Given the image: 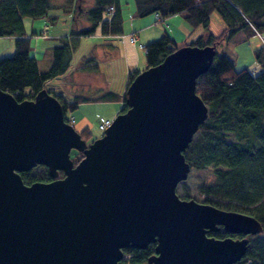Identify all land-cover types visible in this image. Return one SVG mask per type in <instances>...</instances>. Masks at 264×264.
<instances>
[{
    "label": "water",
    "instance_id": "water-1",
    "mask_svg": "<svg viewBox=\"0 0 264 264\" xmlns=\"http://www.w3.org/2000/svg\"><path fill=\"white\" fill-rule=\"evenodd\" d=\"M216 53L186 45L140 71L126 111L92 142L46 89L18 101L0 88V264H121L125 250L151 244L148 264L240 262L262 224L176 193L191 172L184 152L208 118L197 82ZM37 166L51 181L25 184L21 173ZM221 229L241 237L209 236Z\"/></svg>",
    "mask_w": 264,
    "mask_h": 264
},
{
    "label": "trees",
    "instance_id": "trees-1",
    "mask_svg": "<svg viewBox=\"0 0 264 264\" xmlns=\"http://www.w3.org/2000/svg\"><path fill=\"white\" fill-rule=\"evenodd\" d=\"M133 1L134 18L155 15V22H160L180 15L191 28L202 26L207 30L211 14L218 11L225 24L223 33L215 36L207 31L204 38L188 44L192 46L215 45L217 49L218 45L230 41L241 31L260 37L264 31V0ZM82 4H85V0H0V39L10 37L15 40L14 54L0 58V88L13 94L18 101L32 100L39 91L46 89L63 104L65 121L70 124L72 122L68 112L75 111L79 105L92 99L59 91L57 87L51 90L47 86L63 80L70 72L73 59L71 42L78 40L80 43L79 38L92 37L98 29L100 35L108 37H121L125 32L120 0H93V4L85 10ZM111 7L114 12L108 17ZM54 9L70 15L76 13V21H83L84 29L77 30L78 26L72 28L68 36L60 38L58 46L48 50L49 54L52 51V65L43 72L34 57L32 44V36H39V33H35V27L31 26V35L25 20L47 17ZM40 36L47 39V32ZM132 38L136 41L132 42ZM129 39L132 46L144 51L147 65L142 70L158 65L168 54L182 47L168 34L146 45L139 44L135 35ZM263 41L262 38V46L256 51L261 66L259 73L253 74L244 69L237 71L227 55L217 52L208 72L200 76L196 92L208 107V118L200 126L184 156L191 170H211V182L200 185V197L195 200L223 210L251 215L264 228ZM87 68L90 67H84L83 70ZM140 71L136 69L128 74L127 88ZM124 99L125 96L113 92H101L97 101L118 102ZM126 109L127 106L122 111ZM80 134L85 140L91 138L88 129ZM79 156L77 163L81 160ZM21 176L28 185L51 181L45 166H37L29 172L21 173ZM209 236L219 239L241 237L228 234L222 229L209 233ZM154 247L151 244L142 251L125 250V254H133L128 263L147 262L154 254ZM237 264H264V232L250 236L247 254Z\"/></svg>",
    "mask_w": 264,
    "mask_h": 264
},
{
    "label": "rangeland",
    "instance_id": "rangeland-1",
    "mask_svg": "<svg viewBox=\"0 0 264 264\" xmlns=\"http://www.w3.org/2000/svg\"><path fill=\"white\" fill-rule=\"evenodd\" d=\"M121 3V9H122V16L127 21V24L131 25L132 19H142L149 21V27H152L150 30H144L142 29L137 32L138 36H140V42L139 44L146 45L156 39H159L162 35L168 34L169 36H174L178 38L177 44L180 46H185L188 44L193 43L194 41H197L199 38L206 35L207 31L212 33L215 36H219L223 33L225 29V24L223 22L222 17L220 16L218 11H214L210 16V25L209 30L201 27L197 28H191L189 25L188 30L189 34H187L182 28L180 27V22L183 21L182 17H172L171 21H168L167 19L162 20L160 22H155V15H149L143 18H133L134 12H135V3L133 0H120ZM93 4V0H85V4H82L83 9L89 8L90 5ZM85 10V9H84ZM82 11V9L80 10ZM74 16V22L72 23V16L70 14H66L61 10H51L47 17L38 18L35 20L32 19H26L25 25L27 28V31L32 35L31 26L35 27L33 30L35 33H39V36H32V44L33 47H35V42L37 41L36 38H41L40 34H45L47 32V39L40 40V43L38 44L37 48L35 49V53H38L37 60L39 61V68L41 71L45 72L47 71L51 65H52V51L50 50V54L47 53L49 49L56 47L60 44L61 40L60 38L62 36H68L72 30V28H76L77 30L84 29V25L82 24L83 21L79 22L76 21L77 15L76 13L73 14ZM179 16V15H177ZM152 19V21H151ZM168 22V23H167ZM168 24V27H167ZM44 32V33H43ZM100 32V30H97V33ZM130 35V34H126ZM189 35V36H188ZM262 38L264 39V31H262V37L250 35L248 32L241 31L237 33L230 41L224 42L217 46L216 51L218 53H224L227 55L231 61L234 63L235 69L238 70H248L249 72L256 74L261 71V66L256 58V51L262 46ZM81 42L79 43L78 40L72 41L71 46L73 47V59L71 62V73L73 70L78 69L80 66H88L90 68H87L85 71L87 74V77L85 75L80 76L79 73L76 71L75 78L73 80L75 81V84L73 88H76L75 92H72V90L67 87L65 82L63 83V80L54 81L53 84H49L47 88L53 90L55 87L57 89L63 92H71L73 95H81L84 97H87L89 99H94L95 95L91 92H84L83 88H86L87 86L93 87H99L102 84H106L105 80H108L109 77H105V80L103 79L102 75H100L97 71V73H94V70L97 68L101 72H104L109 70L108 65L109 60L106 62L105 59V52H102L100 46H96L97 41L96 39H92L91 37L87 38H79ZM184 39H186L184 41ZM123 41H125V38H123ZM126 42V41H125ZM264 43V41H263ZM125 47H127L126 43ZM0 58L3 57H10L15 52V40L10 37H5L1 40L0 43ZM143 50V49H142ZM140 50L141 55V61L139 68L142 71V68L147 65L146 59L144 57V51ZM34 51V50H33ZM143 53V54H142ZM93 61V64L91 65V62ZM90 64V65H89ZM121 61H116L113 64L112 70L115 74L114 77V85L120 84L121 77L118 73L117 67H122ZM86 69V68H85ZM88 74L92 75L88 76ZM72 80V82H73ZM118 87V86H117ZM78 88H82L80 91H78ZM125 96V94H124ZM123 96V97H124ZM125 105V99L123 102V107L121 108L120 112H124ZM68 117L72 121V125L74 128L80 133L85 129H88L89 133L91 134V138L89 140H86L88 142H92L94 139H97L101 137L102 132L99 129V123L101 119H110L114 120V118L118 115L112 116L110 114L109 107L107 105H102L101 103L97 102H88L83 103L79 105V107L73 111L68 112ZM78 154H81L75 150L71 152V158L77 164V156ZM80 159L81 155L79 156ZM211 170H200L195 171L191 170L189 173L188 179L184 182H181L177 189L176 193L180 198L186 197V198H193L197 199L200 197L199 194V187L203 182H211L212 177L210 174ZM197 201V200H196ZM261 235V234H259ZM250 238V236H249ZM133 254H125L124 259L121 261V264H130L128 263L129 260ZM139 264H148L147 262H141Z\"/></svg>",
    "mask_w": 264,
    "mask_h": 264
},
{
    "label": "crops",
    "instance_id": "crops-1",
    "mask_svg": "<svg viewBox=\"0 0 264 264\" xmlns=\"http://www.w3.org/2000/svg\"><path fill=\"white\" fill-rule=\"evenodd\" d=\"M72 16V23L74 21V16L73 14H71ZM174 17H181L180 15L177 16H172ZM172 17L168 18V21H171V19H173ZM134 18V17H133ZM152 21V19H151ZM149 21L147 22V20H142V19H132L131 20V25L129 26L127 24V21L125 20L124 22V34L121 35V37H108V36H102L100 35V32H96V34L94 36H92V39H96L97 44L96 46H100L102 52H105V61L107 62L109 60V70L104 72H101L99 69H95L94 73H98L100 75H102L103 79L105 80V77L107 75V77H109L108 80H105L106 84H102L99 87H93L92 86H87L84 89V92H91L96 94L95 97L100 98L101 92H113L116 93L120 96H124L126 90H127V85H128V74L139 68L140 64L142 63L141 61V55H140V48L137 46H132L130 44V36L131 35H135L138 39V41L140 42V36H138L137 32L139 30L142 31V29L144 30H150L152 27H149ZM168 23V22H167ZM180 27L182 28V30H184L187 34H189V28H188V24L187 22L183 19V21L180 22ZM168 27V24H167ZM144 32V31H142ZM126 34H130V35H126ZM189 36V35H188ZM175 41L179 40L178 38L174 37L173 35L171 36ZM123 38H125V41H123ZM3 38L0 39V43L1 40ZM14 39V38H12ZM44 38H37L36 42H35V47H33V52H34V57L37 59L38 58V53H35V49L37 48L38 44L40 43V40H42ZM186 39H184L185 41ZM127 45V47H125V44ZM1 48V47H0ZM50 49V48H47ZM143 54V53H142ZM1 56V55H0ZM121 61L122 62V67H117L118 68V73L121 77V81L120 84L114 85V77L115 74L113 73L112 67L113 64L115 62ZM39 62V61H38ZM94 65L93 61L91 62V65ZM90 65V64H89ZM96 66V65H94ZM86 66H80L78 67V69L73 70L71 73H68L64 79H63V83L65 82L67 85H71L72 88L75 84V81L73 80V78H75V72L77 71L79 73L80 76L85 75L87 77L86 72L83 70V68ZM88 67V66H87ZM145 67H143L142 69H144ZM140 70V69H138ZM88 76L93 77L91 74ZM73 80V83H72ZM69 85V87H67L68 89L71 88V86ZM118 86V87H117ZM82 88H78V91H80ZM76 88H73L72 92H75ZM70 93V92H69ZM97 98L92 99V101L90 102H97V103H101L102 105H107L109 107L110 110V114L112 116H115L117 114H119L121 108L123 107V102L124 101H118V102H108V101H97Z\"/></svg>",
    "mask_w": 264,
    "mask_h": 264
},
{
    "label": "built area",
    "instance_id": "built-area-1",
    "mask_svg": "<svg viewBox=\"0 0 264 264\" xmlns=\"http://www.w3.org/2000/svg\"><path fill=\"white\" fill-rule=\"evenodd\" d=\"M113 12H114V9H113V7H111V8L109 9V11H108L107 16L110 17V16L113 14ZM157 20H160V18L157 17ZM135 41H136V39L132 38V42H135ZM111 124H112V120H110V119H101V120H100V123H99V129H100V131L102 132V134L105 133L106 129H107Z\"/></svg>",
    "mask_w": 264,
    "mask_h": 264
},
{
    "label": "flooded vegetation",
    "instance_id": "flooded-vegetation-1",
    "mask_svg": "<svg viewBox=\"0 0 264 264\" xmlns=\"http://www.w3.org/2000/svg\"><path fill=\"white\" fill-rule=\"evenodd\" d=\"M81 155V158L83 157V155L82 154H80ZM61 176L63 175V174H60ZM155 245V244H154Z\"/></svg>",
    "mask_w": 264,
    "mask_h": 264
}]
</instances>
